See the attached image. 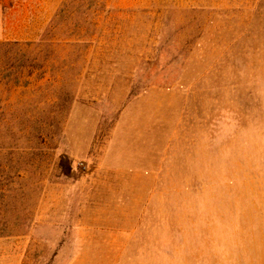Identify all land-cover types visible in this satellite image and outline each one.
Segmentation results:
<instances>
[{"label": "rangeland", "instance_id": "obj_1", "mask_svg": "<svg viewBox=\"0 0 264 264\" xmlns=\"http://www.w3.org/2000/svg\"><path fill=\"white\" fill-rule=\"evenodd\" d=\"M63 1L0 0V43ZM92 1L19 85L0 46V264H264V0Z\"/></svg>", "mask_w": 264, "mask_h": 264}, {"label": "trees", "instance_id": "obj_2", "mask_svg": "<svg viewBox=\"0 0 264 264\" xmlns=\"http://www.w3.org/2000/svg\"><path fill=\"white\" fill-rule=\"evenodd\" d=\"M92 2V0L63 1L53 19L34 43L35 46L40 48L36 53L22 51L20 49L21 44L17 41L0 43L1 49L5 51L4 53H9L12 49H15L14 55H4L3 59L4 64L10 69L4 75L8 78V82L13 85H19L21 77L18 74H25L30 77L35 71L43 70L49 60L50 52H53L54 46L61 47L65 45L78 48L84 45L85 42L80 35V31L75 29L85 28V24L88 25L90 22V15H86V13L93 5ZM72 11L78 15L73 16Z\"/></svg>", "mask_w": 264, "mask_h": 264}]
</instances>
